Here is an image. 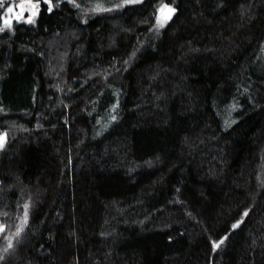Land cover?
<instances>
[{
	"label": "trees",
	"instance_id": "trees-1",
	"mask_svg": "<svg viewBox=\"0 0 264 264\" xmlns=\"http://www.w3.org/2000/svg\"><path fill=\"white\" fill-rule=\"evenodd\" d=\"M13 1L0 264H264V0Z\"/></svg>",
	"mask_w": 264,
	"mask_h": 264
},
{
	"label": "snow or ice",
	"instance_id": "snow-or-ice-1",
	"mask_svg": "<svg viewBox=\"0 0 264 264\" xmlns=\"http://www.w3.org/2000/svg\"><path fill=\"white\" fill-rule=\"evenodd\" d=\"M129 2H138V0H125V3H129ZM3 4H4V0H0V7H3ZM18 7L20 8V12H21V15H22V13H23V11L25 9V5L24 4H20ZM165 7H167V6H165ZM95 10L96 11H109L110 9H103V8H100L99 6H97V8ZM168 11H169V13H172V12H174V9H168ZM160 12L163 13L164 12V8H161L160 9ZM7 13H13V8L11 6H9L7 8ZM7 13H6V15H7ZM21 15H17L16 16V19H20L21 18ZM168 18H170V16ZM28 22H32V20L29 18ZM157 22L158 23H161V21L159 20V18H158ZM3 23L5 24V26H10V20L9 19H5L3 21ZM0 31H3V28H0ZM5 136H6V134L4 136H0V148H2L3 145H4ZM245 215H247V213H245ZM26 222H27V205L25 206L23 223H26ZM23 223L21 224L20 228L17 229L15 235L18 236L20 234V231L22 230V227H23ZM237 226L238 225H234L233 227H237ZM4 231H5L4 227L3 226H0V233H2ZM220 243H223V240H221ZM219 246H220V244H215L214 245V247H217V248ZM8 247L9 248L12 247L11 240H9ZM0 259H2V257H0Z\"/></svg>",
	"mask_w": 264,
	"mask_h": 264
},
{
	"label": "water",
	"instance_id": "water-1",
	"mask_svg": "<svg viewBox=\"0 0 264 264\" xmlns=\"http://www.w3.org/2000/svg\"><path fill=\"white\" fill-rule=\"evenodd\" d=\"M20 4L25 5V9L22 15L20 12V8L18 7ZM168 9L170 8H167V10ZM42 10H43V2L41 0H20L17 2L15 7V18L17 15H21L20 19L25 18L28 21L30 18L33 21L36 17H38L41 14Z\"/></svg>",
	"mask_w": 264,
	"mask_h": 264
},
{
	"label": "rangeland",
	"instance_id": "rangeland-1",
	"mask_svg": "<svg viewBox=\"0 0 264 264\" xmlns=\"http://www.w3.org/2000/svg\"><path fill=\"white\" fill-rule=\"evenodd\" d=\"M18 1H20V0H18ZM18 1H13V2L11 3V6L16 7V4H17ZM162 8H164V12H163V13L160 12L161 16H162L163 18H168V17L170 16V13L168 12L167 7H164V6H163ZM6 13H7V10H6V12L4 13V20H5V19H9L10 22H12L13 20H15V19H14V18H15V12H13V13H7V15H6ZM16 20H26V19H25V18H22V19H16ZM0 136H4V135H3V134H0ZM4 141H5V140H4Z\"/></svg>",
	"mask_w": 264,
	"mask_h": 264
}]
</instances>
